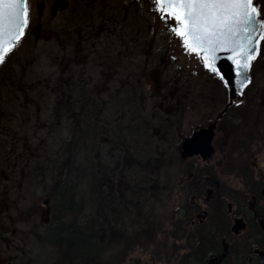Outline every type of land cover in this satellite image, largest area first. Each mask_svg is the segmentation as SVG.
Listing matches in <instances>:
<instances>
[{
  "label": "rangeland",
  "instance_id": "obj_1",
  "mask_svg": "<svg viewBox=\"0 0 264 264\" xmlns=\"http://www.w3.org/2000/svg\"><path fill=\"white\" fill-rule=\"evenodd\" d=\"M127 1L29 0L27 39H21L19 50L6 55V67L0 68V264H54L57 252L40 237L56 214V193L72 171L74 159L97 175V181L104 169L116 167L117 172L132 171L127 179L148 174L150 183L164 187V192L157 190L150 222L141 218L140 226L135 225L144 200L125 210L134 211L123 223L129 236V264L134 260L135 264H205L204 254L222 249V238L209 235L199 254L201 236H209L180 219L179 202L187 206L192 200V195H184V184L196 178L188 172L202 168V174L209 171L219 179L222 189L246 191L243 167L257 174L260 169L253 167L264 165V99L257 101L264 94V72L257 70L247 106L234 105L218 124L211 158H192L183 164L178 152L172 154L180 144L178 135H186L222 109L216 87L222 94L224 87L184 55L178 39L169 35L168 25H161L150 11L148 0ZM58 3L64 7L57 9ZM100 11L114 13L101 23L105 28L116 24L117 35L102 30L99 36V23L88 37L85 23L74 20L81 19V13L91 23L86 16ZM69 25L82 27L85 33L78 34L85 37H71ZM105 45L117 52L105 53ZM184 97L188 104L179 109ZM110 98L115 102L108 109L104 103ZM85 101L99 102L88 109ZM169 107L175 109L171 117L165 112ZM259 112L263 117L258 121ZM166 157L170 165L150 167ZM156 170L159 173L153 174ZM122 177L120 185L125 174ZM84 197L80 193L78 199ZM37 201H43L40 211H35ZM87 205L96 215L94 199ZM106 214L102 211L101 222ZM254 235L227 238L241 254L230 253L231 264H248ZM114 246L115 254L122 252L117 242ZM111 255L107 252L106 257Z\"/></svg>",
  "mask_w": 264,
  "mask_h": 264
},
{
  "label": "trees",
  "instance_id": "obj_2",
  "mask_svg": "<svg viewBox=\"0 0 264 264\" xmlns=\"http://www.w3.org/2000/svg\"><path fill=\"white\" fill-rule=\"evenodd\" d=\"M78 1L81 4L84 0ZM263 2L264 0L260 4L262 8L264 7ZM86 9H88V6ZM118 12L121 13L120 11ZM79 14V17L82 19L83 15L81 13ZM111 14L114 13L100 11L96 15L88 14L86 17L91 20V23L86 18H83L82 20H74L79 21L76 24L84 22L87 29L86 34L89 35L88 37H92L93 30L95 31V29L99 26V23L105 22L106 16ZM133 16L137 19L140 17L137 13H133ZM70 25L69 29L71 37H76L78 33H85L82 27L73 26L71 29ZM102 25L103 24L101 23L98 29L99 36L102 30L106 31L110 35H117L118 27L116 24L112 27L107 26L106 28L105 26L102 27ZM78 36H82L83 38L85 37V35L79 34ZM110 41L111 40L108 42ZM105 47V53H109V51L112 53L117 52L115 50H109V47L106 45ZM255 70L259 73L264 72V49L260 50L257 61L255 62V66L252 70L254 79ZM263 99L264 94L259 96L257 101L262 102ZM260 112L256 115L258 121L263 117V112ZM261 124L263 125V122H261ZM73 157L76 158L75 155H73ZM175 157L177 158V156ZM125 161L127 163V160ZM126 163H124L125 167H127ZM73 165L72 171L67 173L69 174L67 180L62 181V184L64 185H62L61 189L56 193L57 196L55 197V202L58 206L56 208V214H54L55 216L48 223L46 230L40 237V240L42 242H46L47 246L52 247V249L54 248L57 252L54 264H129L127 263L129 261L127 254L129 236L127 235V230L125 229V225H123V223L127 221V215H133L134 211L126 213L125 210H129V206H131L133 210V208L141 204L144 200V206L139 211L138 216L134 217V219H137L135 221V225L140 226V220L138 219L141 218L144 220L143 222H150L152 218L150 216V209H152V206L154 205L153 201L158 200L157 190L158 192L159 190L164 192V187L160 188L156 181L150 183L151 180L147 177L148 174L144 175V178H140L137 174H135L137 178L134 179L129 176L127 179L126 174H129V171L131 170L125 168L122 170L120 169L117 172L116 169L118 168L116 167H112V171H110L111 167L104 169L103 172H100V179L97 181V175L93 176L92 172L84 168V163L78 159H74ZM148 165H150V163L146 164L147 168ZM161 165H164V167H166L165 165H170V161L167 157L165 158V161H163L162 158L158 159L155 166L150 167L158 169ZM109 171L112 173L111 175L108 174ZM154 173H159V171L156 170L153 174ZM124 174V185H120ZM105 186H107L109 190H105ZM80 187L84 188V190L82 191ZM168 187L169 186H166L165 189L167 190ZM71 190L76 194H71ZM80 193H85V197L83 199H78ZM71 198H74V201H69ZM92 199H94V204L96 206V215L93 214V211L89 212L87 209V203L91 202ZM149 203L150 205L148 206L147 211H145V206ZM125 204L127 207L126 209L124 208ZM70 211L74 213L70 214ZM102 211L107 213L106 216L102 215L105 217V222L100 221ZM66 216L71 217L70 221L65 219ZM209 238L210 237L201 236V246L197 249V251L202 249ZM116 242L122 247V252L118 254H115L114 243ZM251 243L264 248V243L261 238L255 237ZM216 250L211 251L212 253L206 252L203 257L204 262H206L209 255L216 252ZM107 252H112V255L108 258L106 257ZM130 264H135V260Z\"/></svg>",
  "mask_w": 264,
  "mask_h": 264
},
{
  "label": "snow or ice",
  "instance_id": "obj_3",
  "mask_svg": "<svg viewBox=\"0 0 264 264\" xmlns=\"http://www.w3.org/2000/svg\"><path fill=\"white\" fill-rule=\"evenodd\" d=\"M148 2L158 22L167 24L169 35L178 39L184 55L195 60L226 90L238 86L237 94L243 99L235 107H246L247 93L255 87L252 70L258 52L264 49V8L260 0ZM59 7L64 5L58 3ZM30 24L29 0H0V68L6 67V54L22 47L21 39H27ZM205 147L202 137L189 144L194 151ZM42 206L43 201H37L35 211Z\"/></svg>",
  "mask_w": 264,
  "mask_h": 264
},
{
  "label": "flooded vegetation",
  "instance_id": "obj_4",
  "mask_svg": "<svg viewBox=\"0 0 264 264\" xmlns=\"http://www.w3.org/2000/svg\"><path fill=\"white\" fill-rule=\"evenodd\" d=\"M156 81V93L157 95L160 93L159 86ZM216 91L218 93L217 98L223 103V107L220 111L215 114H211L207 117H205V120L203 124L199 125L198 127L191 130L186 135H178L177 139H180V144L176 149H174L175 152H178V155L180 156V163L185 164L186 160L188 159H194V158H201L203 161H206L207 159L211 158L207 157L205 158L203 152H197L191 156H188L187 158H183L181 155L182 147L184 142L190 138L193 137L195 132L203 129H209L212 128L213 136L211 139V145L213 146V141L217 137L218 133V124L221 120H223L224 116L229 112V110L237 104L239 101H234V103L228 108V110L223 113V109L225 108L226 104L229 101V94L228 90L224 88V97L221 93V89L216 87ZM173 96V95H172ZM224 98H222V97ZM108 97V96H107ZM187 97V96H186ZM186 97L184 99L186 100ZM134 99V97H133ZM131 99V100H133ZM243 99V97H241ZM94 100V99H92ZM98 100V99H97ZM110 98L107 100L106 103H104V107L110 109L111 105L114 104L115 100ZM166 100V99H165ZM99 101H85L83 104H87L89 108L92 107V104L97 106ZM188 104L187 100L182 103V101H179V109L182 107V105ZM219 105V102H218ZM163 108V107H162ZM172 107H169V110L165 108V112L167 113V116H172L173 111ZM91 110V109H90ZM88 117L92 119V114L90 113ZM175 110V109H173ZM165 115V116H166ZM96 117V116H95ZM214 154V153H213ZM197 166V165H196ZM192 167V166H191ZM193 168V167H192ZM255 169H260V171L257 174H254L250 171V167H243L242 172L246 176V187H248L245 190H238V189H222L221 183L219 179H217L214 174L209 175V171L205 174H202L203 170L200 168L199 170L195 171L194 169L190 172H188L189 177L192 179V177H196L194 181L184 184L185 188L184 195H192L190 204L185 206L183 202H179L180 205L178 206V211L180 213V219L183 221L185 219L190 221L191 225L199 227V231H204L203 234L209 236H221L222 241V249L217 248L216 252L213 254H210L209 257L206 260L205 264H208V260L211 257L214 256H220L223 251L225 245H227V254L223 257V259L220 261V264H231V261H229L230 253H235L238 257L241 256V254L236 252V249L234 246L230 247V242H228L227 238H233V237H240L243 236L245 233L247 234H256L254 235L256 238H261L262 241L264 239V165L253 167ZM187 171V169H185ZM213 173V172H212ZM179 186L181 183H178ZM187 190V191H186ZM188 192V193H187ZM205 193V195H204ZM237 220H240V223L243 225L242 228L238 231L234 230V224L237 222ZM239 222V221H238ZM188 224V222H186ZM185 224V225H186ZM184 225V224H183ZM176 227V226H175ZM210 237V236H209ZM264 243V242H263ZM256 249H260L264 252V248L260 247L259 245H255L252 254L248 258V264H261L260 262V256L258 253L255 252Z\"/></svg>",
  "mask_w": 264,
  "mask_h": 264
},
{
  "label": "water",
  "instance_id": "obj_5",
  "mask_svg": "<svg viewBox=\"0 0 264 264\" xmlns=\"http://www.w3.org/2000/svg\"><path fill=\"white\" fill-rule=\"evenodd\" d=\"M259 52H258V54H259ZM258 54H257V56H258ZM238 91H239V88L236 85L233 86L232 90H228L229 101L226 104L225 108L223 109V113H225L228 110V108L234 103V101L241 100L242 96L237 94ZM212 128L213 127H210L209 129L199 130V131L195 132L193 137L188 138L184 142L183 147H182V149H183L181 152L182 157L187 158L188 156H191L197 152H203L205 155L204 156L205 158L210 157L212 155V153L214 152L213 146L211 145V139L213 136ZM201 137L206 141V147L202 151L191 150L189 148L190 141L195 140L197 138H201ZM242 226L243 225L240 223V220H237V222L234 224L233 228L235 231H238L242 228ZM255 252L259 254L261 264H264V252L261 251L260 249H256ZM226 254H227V245H225L224 251L220 256H214V257L209 258L208 264H220V261L223 259L224 256H226Z\"/></svg>",
  "mask_w": 264,
  "mask_h": 264
}]
</instances>
